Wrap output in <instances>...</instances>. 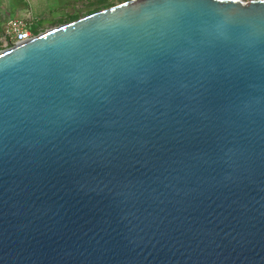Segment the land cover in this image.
<instances>
[{
	"label": "water",
	"instance_id": "obj_1",
	"mask_svg": "<svg viewBox=\"0 0 264 264\" xmlns=\"http://www.w3.org/2000/svg\"><path fill=\"white\" fill-rule=\"evenodd\" d=\"M0 264H264V4L128 0L1 51Z\"/></svg>",
	"mask_w": 264,
	"mask_h": 264
},
{
	"label": "rangeland",
	"instance_id": "obj_2",
	"mask_svg": "<svg viewBox=\"0 0 264 264\" xmlns=\"http://www.w3.org/2000/svg\"><path fill=\"white\" fill-rule=\"evenodd\" d=\"M67 1H68L67 4L63 6L61 9H59L58 8L60 5L59 0H6V2L3 1L4 5H1L2 7L1 14L3 18L6 19L8 18L7 16L9 12L10 11L12 12L13 6L24 3V8L15 15L14 19L26 25L27 23L31 22V20L36 18L38 15H42L44 13L45 15L42 18L43 20L42 30L40 32L43 33L52 28H55L56 26L51 25V23L57 20L58 18L65 17L67 15H72L75 13H79L81 16L85 15L92 4L91 0H67ZM49 13H51V15H48ZM3 44H4V39L0 37L1 51L5 50Z\"/></svg>",
	"mask_w": 264,
	"mask_h": 264
},
{
	"label": "trees",
	"instance_id": "obj_3",
	"mask_svg": "<svg viewBox=\"0 0 264 264\" xmlns=\"http://www.w3.org/2000/svg\"><path fill=\"white\" fill-rule=\"evenodd\" d=\"M91 1H92L91 7L86 12V14L83 16L92 14L94 12H97V11L105 9V8H109L115 4L125 2L128 0H91ZM44 15L45 14L38 15L36 18L31 20V22H29L25 25L26 29L29 30L33 36L40 34V32L42 30V25H43L42 18ZM48 15H51V13H49ZM80 17H82V16L79 13L67 15L65 17L58 18L57 20L52 22L51 25L58 26L61 24H66V23L72 22L74 20H77ZM3 35H4V28L1 25V20H0V37H2ZM0 48H1V46H0Z\"/></svg>",
	"mask_w": 264,
	"mask_h": 264
},
{
	"label": "built area",
	"instance_id": "obj_4",
	"mask_svg": "<svg viewBox=\"0 0 264 264\" xmlns=\"http://www.w3.org/2000/svg\"><path fill=\"white\" fill-rule=\"evenodd\" d=\"M34 36L29 30L26 29L25 24L20 21H10L4 28V48L5 50L16 46L17 44L24 43Z\"/></svg>",
	"mask_w": 264,
	"mask_h": 264
},
{
	"label": "crops",
	"instance_id": "obj_5",
	"mask_svg": "<svg viewBox=\"0 0 264 264\" xmlns=\"http://www.w3.org/2000/svg\"><path fill=\"white\" fill-rule=\"evenodd\" d=\"M3 1L6 2V0H0V20H1V25L4 28L10 21L15 20L14 19L15 15L24 8V3L17 4L15 6H13L12 7V12L10 11L9 14H8V16H7L8 18L5 19V18H3L2 14H1V8H2L1 5H4L3 4ZM59 2H60V5H59L58 8L61 9L63 6H65L67 4L68 1L67 0H59Z\"/></svg>",
	"mask_w": 264,
	"mask_h": 264
},
{
	"label": "snow or ice",
	"instance_id": "obj_6",
	"mask_svg": "<svg viewBox=\"0 0 264 264\" xmlns=\"http://www.w3.org/2000/svg\"><path fill=\"white\" fill-rule=\"evenodd\" d=\"M232 2H235V0H232ZM259 2L264 4V0H259Z\"/></svg>",
	"mask_w": 264,
	"mask_h": 264
}]
</instances>
